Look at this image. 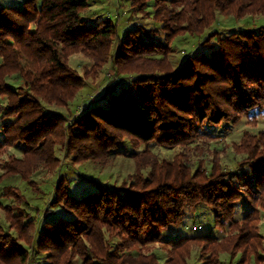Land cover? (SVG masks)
<instances>
[{"label":"trees","instance_id":"trees-1","mask_svg":"<svg viewBox=\"0 0 264 264\" xmlns=\"http://www.w3.org/2000/svg\"><path fill=\"white\" fill-rule=\"evenodd\" d=\"M90 2L0 5V151L17 147L22 154L0 178L17 175L33 186L36 172L59 170L57 149L70 167H104L120 155L125 140L134 171L115 188L99 183L80 196L68 191L71 181L61 174L46 205L66 217L44 216L38 233L37 219L18 206L25 203L22 193L3 187L0 198L14 203H0V264H26L28 248L45 254L46 264H158L154 253L147 254L154 244L172 258L187 243H217L205 235L160 239L198 204L213 211L216 227H239L253 238L247 226L264 200V131L242 134L234 149L246 156L231 171L208 145L216 140L213 129L227 131L242 117L253 122L250 113L264 111V25L227 35L210 28L217 13L236 21L264 18V0H129L128 7L151 24L122 32L109 17L83 19ZM205 33L200 43L206 50L186 55L174 69L168 56L175 39ZM75 53L92 61L90 71L108 64L115 78L98 98L103 104L84 107L67 124L44 107L66 106L82 90L88 73L82 77L67 61ZM12 75L21 81L15 90L6 83ZM120 81L127 86L116 92ZM151 146L174 149L175 155L159 157ZM238 206L248 210L235 220Z\"/></svg>","mask_w":264,"mask_h":264},{"label":"rangeland","instance_id":"rangeland-1","mask_svg":"<svg viewBox=\"0 0 264 264\" xmlns=\"http://www.w3.org/2000/svg\"><path fill=\"white\" fill-rule=\"evenodd\" d=\"M21 0H4L3 4L0 0V5L4 6V3L19 5ZM18 4V5H17ZM129 6V0H91L88 9L81 14L83 19L89 18L92 20H99L104 17H109L111 20L117 21L121 27V32L125 29H133L135 26L148 27L151 24L150 19L142 17L139 13L132 11ZM216 21L213 24L210 31L219 30L222 35L229 34L230 31L235 29H248L264 25V18L260 16H245L241 20H234L232 17L221 16L216 14ZM90 21V20H87ZM93 22V21H90ZM89 22V23H90ZM120 32V33H121ZM207 31L206 33H208ZM199 37H191L188 35L175 39L172 43V52L168 56L171 61V66L175 69L184 60L186 55L191 53L205 51L206 48L200 43L206 35ZM215 41V40H213ZM212 41V42H213ZM68 64L73 68L77 74L83 77L84 86L73 99L66 106L52 105L50 107H44L46 114H58L63 115L66 118V123H70L74 117H77L84 107L93 106L96 104H103L104 101L98 99L101 94L108 88V84L114 80L113 73L110 70V66L107 64L98 71H90L92 67V61L83 54L75 53L68 57ZM123 77V76H121ZM121 82V81H120ZM6 83L11 89H16L20 86L21 81L17 76L12 75L6 78ZM127 84H121L116 89L126 88ZM1 103V100H0ZM250 117H253L254 121L249 122L247 118L242 117L239 123L235 126L228 125L227 131L220 128L213 129L210 133L216 138L215 141L210 142L208 147L218 151L217 163L221 165L225 170L235 169L238 161L245 158V154L242 149L236 150L234 146H240L241 137L244 132L249 134H255L264 131V111H254L250 113ZM1 127V123H0ZM3 138V133L0 129V140ZM125 146L118 149L121 153L116 156L108 165L100 167L92 162H86L82 165L70 167L65 164V158H63L60 150L54 151L59 159H61V166L59 170L53 174H46L45 171L40 170L36 172L30 179L34 181L33 186L27 185L24 181L20 180L19 176H13L10 178H0V192L3 187H12L19 190V193L25 197V203L22 202L18 206L25 212L29 213L32 218L36 220L37 233L44 222V216H48V219H56L57 217H66V214L61 209H48L47 202L57 177L61 174L64 175L71 185L68 191L75 196H80L94 188L96 184H105L111 187L118 186L122 181L126 180L127 175L132 174L134 171V165L128 150L129 143L124 141ZM195 144V143H194ZM199 145V144H198ZM151 150L159 157L169 156V158L175 155V150H166L160 147L151 146ZM199 150V148H198ZM20 148L9 147L0 151V177L5 175L7 163L13 162L15 159L22 160V154ZM198 153H201L199 151ZM201 155H199V158ZM197 158V157H196ZM194 160V159H193ZM1 194V193H0ZM264 196V195H263ZM0 203L3 205H12L14 202L11 200H4L0 198ZM248 207L238 206L235 215V220L243 218V214L247 211ZM47 209L50 214H47ZM256 216L252 223H249L247 228L251 225L249 230H252V237L246 238L245 234H242L237 227L235 230L229 229L228 226L223 228L216 227L214 223V213L211 211L207 204H198L194 209H188L185 217L178 226H172L161 233L162 241L176 240L179 237L192 238L199 235L211 236L216 238V244H203L202 242L187 243L181 248L176 250L177 252L170 258V255L162 248L160 244H154L147 251L148 255L154 253L158 259V264H167L171 260V264H264V200L256 204ZM38 211V213H36ZM14 214L15 211L13 212ZM3 211L0 210V222L4 225ZM239 230V231H238ZM248 230V229H247ZM231 236V237H230ZM227 239L222 243H219L224 238ZM239 237L237 244L235 241ZM242 237V238H241ZM112 241L117 242L116 238ZM255 242V243H253ZM24 247L28 248L23 241L20 243ZM259 245L260 250L254 252V247ZM229 248V249H228ZM255 253V254H254ZM45 254L33 255V251L28 248V259L26 264H46ZM74 264H79L78 260H75Z\"/></svg>","mask_w":264,"mask_h":264}]
</instances>
